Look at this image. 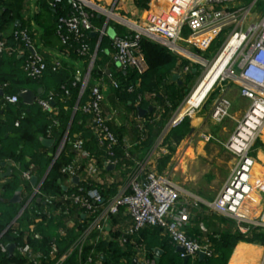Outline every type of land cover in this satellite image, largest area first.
Returning <instances> with one entry per match:
<instances>
[{"label":"built area","instance_id":"obj_1","mask_svg":"<svg viewBox=\"0 0 264 264\" xmlns=\"http://www.w3.org/2000/svg\"><path fill=\"white\" fill-rule=\"evenodd\" d=\"M239 1L183 0L179 5H172L171 11L163 15L164 19L155 17L141 23H132L128 18L116 15L117 22L128 28L125 33H116L112 36L110 60L95 69L97 46L99 47L101 36L106 34L108 22L110 20L114 22V3L108 9L105 5L93 0H67L70 6L69 11L57 16L55 31L65 53L70 52L73 43H79L75 50L80 57H83L81 60L86 65L83 74L77 73L78 77L75 76L76 79L70 82L71 86L79 88L73 110L74 112L80 110L81 113L87 115V118L89 117L86 124L95 136L96 144L101 152L99 154L89 152L84 147L85 140L81 134L77 133L69 138L70 126L63 133L53 154V161L60 155L66 144L74 152L73 158L59 169L63 177L62 185L66 191L62 194H51L41 192L39 186L34 188L33 195L39 197L42 206H29L28 215L30 218L26 233H31L37 223L54 220L62 221L57 230L60 235H64L66 229L81 223L79 215L88 222L87 228L61 254H59L58 245L54 242L50 244L46 254L40 249L34 248L25 238L21 243H14L16 248L14 254L21 256L25 260V264H63L74 251L79 257L78 264H103L100 252L95 251L94 247L87 253L85 259L81 260L84 245L92 243L95 246L99 240L105 239L107 235L105 226L110 221H114V216L120 214L121 211L126 213L130 219V223L118 238V242L122 246L126 242V236L133 235L143 229L157 227L173 243L182 248L180 251L182 258L188 256V259L194 262L200 252L207 257L215 255L210 242L201 244L197 239L186 234L185 226L189 220V212L185 208H177L182 189L169 178L168 172L158 174L153 168L145 169L144 163L146 162L136 163L137 166L132 172H129L126 183L121 185L114 178V170H110V172L107 170L109 165L114 166V163L117 162V158L114 156L117 137L110 126V117L102 106L105 98L103 89L106 85L113 89L120 87V81L114 75L111 64L115 63L119 69L133 67L138 73H142L146 69L140 48L142 37H146L170 52L191 61L192 57L199 58L192 49L206 50L223 28L232 25L231 32L209 65L215 63L233 38L237 39L238 43L225 66L226 72L215 79L205 96L219 80L228 77L232 83L238 86L239 95L248 103L243 112L235 118L234 128L223 143L225 149L234 157L233 167L215 197L206 204L210 210L232 219L235 231L248 233L244 222L251 223L255 228H264V205L259 217L247 219L242 216L244 203L261 182V177L255 176L253 173V165L256 161L250 153L252 146L264 132V14L256 22L248 23L246 18L255 0L248 5L236 6ZM48 2L49 6L54 8L63 0H48ZM95 16L104 17L100 28L93 23ZM184 28L188 30L187 33H184ZM97 31L99 32L98 40L91 52L90 44L86 41V34ZM13 36L15 41L22 42L29 49L22 62V70L26 77L37 80L47 70L57 72L61 69L62 62L59 59L48 62L32 47L31 38L26 28L14 30ZM12 51L13 47L8 40L5 37L0 38V54H11ZM236 61H238L236 67H233ZM190 69L191 63L189 62L181 67V73L187 74ZM203 75L198 82L203 78ZM137 85L138 82L136 85L129 84L127 92H132ZM2 87H5V84L0 86L1 90ZM228 88L229 86L212 102L210 118L215 123H221L230 117L231 102L226 95ZM60 89L64 94H69L68 84L63 83ZM149 96L153 97V95ZM82 97L80 103L79 100ZM143 97V94L137 95V100L140 102ZM2 98L4 102L9 103L19 101L17 94H2ZM53 99L54 97L50 95L46 98H37L36 102L43 112L49 114L54 125L56 120L53 118L55 112ZM185 101L186 99L181 102L167 121L159 142L171 128L182 121L185 115L190 116L193 108L199 104L178 117ZM157 118H159L158 112ZM14 125L18 126L19 121H15ZM141 126L138 125L142 132L144 125ZM49 134L50 131L47 129V135ZM200 138L208 140L213 137L201 133ZM126 155H128L127 152ZM103 173L108 174L103 177ZM21 177L24 180H30V171H22ZM74 177H76V182L73 181ZM114 184L118 185L117 192L105 200L100 192V187H114ZM26 208L27 206L23 207L16 214L12 223L17 225V219L22 217ZM13 233L17 235L16 231ZM89 233H94L91 241L87 239ZM25 236L27 235L25 234ZM262 247L264 252V242ZM0 252H8L5 243H0ZM144 264H154V261L146 259Z\"/></svg>","mask_w":264,"mask_h":264},{"label":"crops","instance_id":"obj_2","mask_svg":"<svg viewBox=\"0 0 264 264\" xmlns=\"http://www.w3.org/2000/svg\"><path fill=\"white\" fill-rule=\"evenodd\" d=\"M96 2V0H93ZM100 4L109 5L112 3L113 0H99ZM140 3H136L135 0H114V11L119 12L114 13L116 15H123L124 17L128 18L132 23H141L142 21H149L151 18L154 19L155 17L165 18L163 15L169 13L171 10L172 5L180 4L183 0H145L149 1V5L147 8H144L142 5L144 0H139ZM244 5L250 4L254 0H244ZM112 3V4H113ZM255 3V2H254ZM117 4V5H116ZM254 6V4H253ZM252 6V8H253ZM252 8L250 12L252 11ZM49 6L48 0H22L21 8L19 11V18H16L12 24H10L5 31H3V36L6 37L13 33L14 30L20 29L16 27L26 28L31 38L32 47L40 53L48 62L53 61L54 59H59L62 62V67L59 71L53 73L50 70L45 71L43 76L39 80L29 81L26 79V75L22 70V62L24 55L29 52V49L24 46L22 42L15 41L11 44L13 47L12 53H4L8 59H6L5 64H3L2 69L5 72H13L16 74L15 78L21 79L22 84H18L13 87L15 91H11L9 88L10 84L5 85L7 92L4 94H17L22 89H30L34 94V102L31 105H28L26 111L30 110V106H33V109L40 108L36 102L37 98H46L52 95L54 98H59L61 101L64 100L61 93L58 91V85L61 84L63 79H69L70 76L74 74L77 76V73H82L85 69L86 63L83 62L78 57H72L70 54L65 53L64 47L61 44V41L56 33L53 32V25L55 24V16L53 15V9ZM263 15V13H262ZM262 15H259L258 12H253L250 15L249 21L256 22L258 18ZM163 16V17H162ZM114 16L113 20L108 22L106 28V34L112 38L113 35L116 34L115 24L118 23L125 29L128 28L124 26L120 22H117ZM151 19V20H152ZM109 30L112 33L109 35ZM14 55L16 58H19V61L14 62L11 58ZM108 55V53H107ZM177 56V60L175 65L171 68L170 72H168L167 76L168 80H175L181 79L178 81V85L182 83V80L185 79L186 74L181 73V60L182 57L175 54ZM192 64V63H191ZM111 68L114 70V73L119 70V67L114 63L110 65ZM193 72L196 71L194 67ZM178 75L176 78H173V75ZM182 74V75H181ZM115 75V74H114ZM78 77V76H77ZM76 79V77H75ZM9 82V81H8ZM10 83V82H9ZM231 86L226 91L227 96L229 95L232 98L233 106L237 104L245 103V99L242 98L239 94L234 91ZM11 91V93H9ZM104 91V101L102 103L103 109L105 113H107L108 117H110V126L112 129H117L119 132L123 133V141L126 144V152L128 155L127 163L123 164V166H117V163H114L112 168H107L110 170H114V178L118 180V183L124 185L127 181V177L129 172H132L135 167L137 166L136 163L146 162L144 163L145 169H155L158 174H162L165 172L169 173V168L173 163V160H179L181 157L182 151L185 149H190L191 152V168H195V166L199 167L198 165L200 162L205 161L207 164L211 162V158H215L216 163L220 160H223L225 171L221 173L219 179H212L217 185L224 184L226 179L229 176L230 170L234 164V157L232 154L227 151L223 145L225 142L228 134L232 131L235 125V118H237V114L233 116L232 122L229 124L230 128L226 131V138H224V142L220 143V146L214 145V143H210V141L202 140L200 137L201 127L204 125L206 121L213 125H219L221 123L227 122L229 119L226 118L221 123H215L210 118V110L211 106L206 107L205 103L197 108L194 112V115H190V129L187 135L184 137L185 141L188 137H196L201 141H198L195 145L187 146L185 149L182 148V142L174 144L173 151H170L167 144L163 143V140L156 143V139L158 135L151 142L149 145H142L141 142L145 140V136L143 135V131H140V127L138 125H142L141 127L145 128V124L148 121H155L158 122L160 120V115L162 113L163 107L159 104L158 100L151 98L149 95H153L149 92H144L142 102L145 104L143 109H148L151 107L152 113L145 117L138 115V105L139 101L135 100L133 104L136 107V110H132L131 108H127L124 104V98H120L114 94V89L111 86H107L103 89ZM164 95L163 93H161ZM149 96V97H148ZM20 98V97H19ZM22 101V99L20 98ZM23 102V101H22ZM129 102V101H128ZM18 103H9L4 102L2 95H0V148L2 147L3 150L8 154L12 153V151H16V153H22V160H25L29 163L27 169H23L20 165V161H17L13 158L6 159L5 164L0 167V193L2 185L8 181L13 174H17L18 179L23 181L21 177V172L24 170H29L31 173V178L35 177L34 181L27 180L30 182V187H26L23 182H20L19 186L14 190V192L18 189L20 191V200L17 203H14L17 211L16 214L25 206L27 212L31 207H39L35 206L30 202L35 195H33V190L35 187L40 186L42 181L46 178L50 166L52 164L53 154L55 152L54 147L52 146L55 141V135L50 132L49 135H38L37 138L32 143H24V142H17L15 137V125L14 122L7 120V115L9 113V107L16 108L18 107ZM24 103V102H23ZM25 104V103H24ZM65 109L68 108L67 103L63 106ZM177 108V107H176ZM176 108L171 112L176 110ZM232 109V106H231ZM41 110V109H40ZM58 108L55 107V112L53 115H57ZM81 113V111L79 110ZM157 112L159 114V118H157ZM24 115V114H23ZM74 115V110L72 109L70 120L66 124V129L71 125V120ZM237 116V117H236ZM171 117V116H170ZM89 118V117H88ZM86 118L84 120V124L82 128L86 129L84 133L89 134H80L83 136L84 140L86 141L90 136H94L91 129L87 126ZM169 120V119H168ZM167 123V122H166ZM86 125V126H85ZM166 125V124H165ZM164 128V127H163ZM79 132V131H77ZM160 134V133H159ZM260 143L262 144L263 149L259 151L257 154L258 164H260L264 168V132L261 135ZM259 138V139H260ZM42 139H47L46 143H43ZM213 139V138H212ZM156 143V144H155ZM89 152H91L88 148H86ZM185 150V151H186ZM184 151V153H185ZM221 151L223 154V159L218 158L215 152ZM169 155L168 159H165L166 156ZM255 159V161L257 160ZM183 161V160H182ZM209 167V165H208ZM7 168L9 169L7 171ZM108 173H103L102 176H106ZM170 178V176H169ZM173 180L172 178H170ZM26 181V180H24ZM74 181V180H73ZM76 182V181H75ZM176 183V182H175ZM177 184V183H176ZM115 186H118L114 184ZM178 185V184H177ZM181 187V186H180ZM220 187V188H221ZM183 188V187H182ZM181 188V189H182ZM219 188V190H220ZM218 190V191H219ZM13 192V193H14ZM13 195V194H12ZM206 195V196H205ZM193 194L190 191L183 190L181 191V195L179 201L177 203V208H185L189 212V220L185 226L186 234L191 237L195 238L201 244H205L210 242V236L216 235L218 236L221 233L227 232H235V224L232 219L222 216L207 207L206 202L211 201L214 197L211 194ZM12 197V196H11ZM36 198L39 197L36 195ZM195 203H197L195 205ZM264 205V190H262L260 198L257 197L256 193H252V196L247 199L244 203L242 208V216L247 219H253L259 217L261 213V209ZM42 206V205H40ZM0 212L4 213L5 209L4 206H0ZM16 216V215H15ZM14 216V218H15ZM27 223L23 222L20 225V229L23 231L24 235H32L40 239L41 232L35 227L31 233L27 232ZM130 223V219L126 213L123 211L120 214L114 216V221H110L108 223V227L106 228V238L103 240H108L111 238L112 232H123V229ZM43 225V224H42ZM46 223L43 225L45 226ZM65 225V224H64ZM244 225L247 227L248 232H251L256 229L251 225L249 222H244ZM66 226V225H65ZM57 227L54 229L56 230ZM44 230H49L50 226L47 225ZM44 230L42 232H44ZM264 230V229H263ZM59 230H57L58 232ZM59 233V232H58ZM14 235V233H12ZM139 239V248H136V253L133 256L131 264L133 263L134 259H137L138 263H144L146 259H151L155 263L165 264L166 262H174L173 264H183V258L180 256V251L177 250L179 246L171 241V239L163 232L158 231L155 227H150L145 230L136 233L133 236L132 243L135 240ZM91 241V239H88ZM264 242V241H263ZM263 242H247L243 240H239L236 242L234 247L232 248L225 264H262L264 261V252L262 243ZM14 243V242H8ZM6 243V245L8 244ZM211 243V242H210ZM212 244V243H211ZM121 246V245H120ZM123 247V246H122ZM15 248V247H14ZM35 248V247H34ZM16 251V248L13 249L12 253ZM67 250V249H66ZM65 250V251H66ZM157 250V251H156ZM64 251V252H65ZM9 253V252H8ZM11 253V254H12ZM16 254V253H15ZM205 256L202 257L197 255L196 259L202 260ZM195 259V261H196ZM194 261V262H195ZM188 262V261H187ZM190 259V264H194ZM126 261L120 262V264H125ZM129 263V264H130ZM187 264V263H186ZM205 264H216L215 262H210V260Z\"/></svg>","mask_w":264,"mask_h":264},{"label":"trees","instance_id":"obj_3","mask_svg":"<svg viewBox=\"0 0 264 264\" xmlns=\"http://www.w3.org/2000/svg\"><path fill=\"white\" fill-rule=\"evenodd\" d=\"M120 0H118L119 2ZM136 3H140L139 0H135ZM22 0H0V38H3V31L14 22L16 18H19V11L21 8ZM96 2H100L96 0ZM117 5V4H116ZM142 5L144 8H147L149 5V1H143ZM69 4L67 0H63V2L57 7L52 8L53 15L55 16V24L53 27V32H55L56 26V18L58 15L66 14L69 11ZM104 22L103 16H95L93 19V23L97 25L98 28L102 26ZM22 28V27H16ZM115 29L117 34H123L126 32V29L122 27L120 24H115ZM99 32L97 31L94 35L91 33L86 34V41L90 44L91 52L93 51L96 42L98 40ZM10 44L14 42L13 33L5 37ZM79 43L75 42L70 47V56L78 57L79 59H83L80 57L75 50ZM140 48L143 55V60L146 65V69L142 73H138L137 70L133 67H128L127 69H119L114 74L116 78L120 81V87L118 89H114V94L120 98H124V104L127 108H131L133 111L136 110V107L133 105L135 103L137 95H142L144 92H149L154 94L153 99L158 100L159 104L163 107L162 113L160 115V120L158 122L155 121H148L145 124V128L143 129V135L146 137L142 145H149L152 141L156 138L159 134L160 130L163 129L166 122L171 116V112L179 105L180 101L183 98V91L182 88L185 85L186 80L192 78L195 75L196 71L193 72L194 66L191 64V69L187 72L185 79L182 80V83L178 85V81L181 80H168L167 74L170 72L171 68L175 65L177 56L167 50L165 47L159 45L158 43L146 38L142 37L140 40ZM111 39L108 35H102L99 47L97 50V56L95 60V69L97 66L103 65L106 61L110 60L109 53L111 52ZM199 50L195 49V52ZM108 53V55H107ZM4 53L0 54V86L3 84L10 86L9 88L11 91H15L16 85L22 84L24 82L21 81L19 78H15L16 74L13 72H5L2 69L3 64H5L6 59H8ZM14 62L19 61V58H16L14 55L11 57ZM189 60L182 59L181 60V67L188 64ZM55 73V72H53ZM29 81H34V79H30L26 77ZM75 79L74 74L70 76L69 79H63L61 84L58 85V91L63 96L64 100L61 101L59 98H54V107L58 108L57 115L53 118L56 120L54 123V130H55V141L53 143L54 149L56 148L60 138L62 137L63 133L66 131V124L68 120H70V115L75 105L77 98H78V86H71L70 82ZM39 80V79H37ZM10 83H9V82ZM138 85L132 92H127V86L129 84ZM66 83L69 87V94L66 95L60 89V86ZM2 90L6 93L7 89L2 87ZM11 91L9 93H11ZM163 93L164 95H162ZM82 98H80V103L82 102ZM129 101V102H128ZM67 103L68 108L65 109L63 106ZM145 104L142 100L139 102L138 107H143ZM28 105L24 104L20 98L18 107L11 108L9 107L10 115H7V120H10L13 124L15 121H19V125L15 126V138L17 142H24V143H32L38 135H46L47 134V113L40 110V108L33 109V106H30V110L26 111ZM152 113L148 111L145 114V117ZM24 114V115H23ZM87 118V115L80 113L79 110L74 112L73 118L71 120V125L68 130L69 138H72L75 134H89L84 133L86 129L82 128L84 124V120ZM190 118L189 116L185 115L182 121L175 127L171 128L166 135L163 137V143H166L169 150L173 151L174 144H176L184 135L189 131ZM158 128V129H157ZM79 131V132H77ZM114 134L117 137V143L114 146V156L117 158V166H123L126 164L127 157H126V144L123 141V133L117 129H113ZM260 142V140H257ZM84 147L88 148L91 153L99 154L101 149L98 148L96 144L95 136H90L84 143ZM74 156V152L71 151L68 144H66L63 151L60 155L53 161L48 171L46 178L42 181L39 188L40 191L43 193H51V194H62L66 190L62 185V174L60 173L59 169L64 164L69 162ZM22 153L16 151H12V153H6L3 148H0V167L2 166V162L6 159L13 158L17 161H20V165L23 169H27L29 163L25 160L21 161ZM169 155L166 156L165 159H168ZM127 161V162H126ZM261 166L257 163L253 168L254 175L260 176ZM263 168V167H262ZM264 170V168H263ZM261 177V176H260ZM21 180L18 179L17 174H13L11 178L6 181L1 188L0 193V206H4L5 212H0V243H8L14 242L16 244L21 243L23 238L26 239L33 247L36 249H40L44 254L48 252L50 244L52 242L58 245L59 254L64 252L73 242L76 240L78 235L83 232L87 228L86 219L82 218L79 215V219L82 220L81 223H78L76 226L66 229L64 235H60L56 230L55 227L61 226L62 221L56 222L54 220H49L45 226L49 225V230H44L45 223H37L35 227L41 232L40 239L30 235L25 236L23 231L20 229V225L23 222H28L30 215L25 210L21 218L17 219V225L13 222L14 216L16 215L17 208L14 203L9 202L14 190L19 186ZM26 187H30L29 181H22ZM69 191V190H67ZM100 192L105 200L114 193L117 192V186L114 187H100ZM35 206L42 205L40 200H37L36 196L32 198L30 201ZM43 224V225H42ZM158 231L160 228L155 227ZM44 230V232H42ZM145 230V229H143ZM17 232V235H13V232ZM142 231V230H141ZM140 232V231H139ZM137 232V233H139ZM122 232H112L111 238L108 240H99L93 246L92 243H86L84 245L83 254L81 255V260H84L87 256V253L94 247L95 251L100 252L102 256V263L103 264H120L121 260L126 261L125 264H129L133 256L136 253V248H139V239L135 240L132 243L133 235L126 236V242L120 246L118 242L119 236ZM94 233H89L87 239H92ZM243 240L247 242H263L264 241V230L256 229L248 233H240L238 231L235 232H227L221 233L218 236L211 235L210 242L213 245L215 255L211 257L205 256L202 260L198 258L194 262V264H205L209 260L210 262H215L216 264H225L232 248L236 244L237 241ZM25 264V260L19 256L18 254H9L8 252H0V264ZM79 257L76 251L72 252L64 261L63 264H78ZM174 262H166L165 264H173ZM131 264V263H130ZM159 264V263H155ZM187 264H190V259H188Z\"/></svg>","mask_w":264,"mask_h":264},{"label":"rangeland","instance_id":"obj_4","mask_svg":"<svg viewBox=\"0 0 264 264\" xmlns=\"http://www.w3.org/2000/svg\"><path fill=\"white\" fill-rule=\"evenodd\" d=\"M113 2H114V0L112 1V3ZM112 3H110L109 5H105L106 8L110 9ZM244 3H245L244 0H240L236 6L244 5ZM113 9H114V7H113ZM113 12L117 13V14L119 13V12H116L114 10H113ZM253 12H258L259 15H262V13L264 14V0H255L252 11L249 12V15L246 18L247 22L249 21L250 15ZM114 16H116V14H114ZM121 16H123V15H121ZM244 26H246V24H244ZM232 28H233L232 25L223 28V30L212 41V43L210 44V46L206 50L195 52V50L192 49V51H194V53L196 55H198L199 58L192 57V60L191 61L189 60V62L192 63V66H194L197 71H196L195 75H193L192 78L188 79V81L186 80L185 85L182 88L184 95H183V98L180 101L179 105L181 104V102L184 99H187L186 97H188V93L191 91L193 86L198 82V80L204 74V72L207 70L205 73H208V72L211 73L212 66L209 67L208 65L211 62V60L213 59V57L217 54L219 49L221 48V46L224 43V41L226 40L227 36L231 32ZM187 32H188V30L186 28H184V33H187ZM110 33H112L111 30H109V35H110ZM232 52L228 55H221L220 59L219 58H218L219 60L217 59L218 62H217V60L215 61L213 68H215L214 72L216 74L212 79L211 78L209 80H206L205 78L202 79L199 82V84L196 85L195 88L192 90L191 95H190L191 99L193 98V96L196 95L195 102H197L199 104L193 108L190 115H194L195 110L197 108H199L201 105H203L204 103H205L206 107L212 106V102L215 99V97L218 94L224 93V89L228 86H231L233 89H235L234 91L237 93V95L239 94L238 86L236 84L232 83L230 81V79H228V77H224L222 80H219L218 83H216L212 87V89L207 93V95L205 96L206 92L208 91V89L210 88L212 83L221 74V72L225 69V66H226L228 60L232 56ZM182 59H184V58H182ZM237 62L238 61H236L234 63L233 67H236L235 65ZM205 81H207V82H205ZM227 97L231 102L232 98H230L229 95ZM202 98H203V100H202ZM187 101H189V100L187 99ZM232 103L233 102H231L232 109L230 108V117H228L229 120L227 122L221 123L219 125H213V124L209 123L208 121H206L204 123V125L201 127L200 132L213 137V139L210 138V139L205 140V141H210V143H214V145H216V146H220L221 145L220 143L224 142L223 140H224V138H226V131H228V129L230 128L229 124L232 123L229 121H231L233 116H235L236 114H237V116H239L243 112V110L246 108L248 102L245 101V103L244 102L242 104L239 103L236 106H233ZM178 106H177V108H178ZM46 119H47V125H48L47 129H49V131L55 135L54 125L52 123V119L49 118V114H47ZM163 130L164 129L160 130V132H159L160 134H158V138L156 139V143L159 142V139L162 135ZM187 133L184 135V137L187 135ZM184 137L181 138L177 142L180 144V142H182V140H183V142H182V148L183 149H185V147H187V146L195 145L198 141H201L200 139H198L200 137L196 138V137H190L189 136L186 141H185ZM259 140H261V138ZM261 149H263L262 144L260 142L256 141L254 143V145L252 146L250 154L255 159H257V154L259 153V151ZM184 151L180 152L182 155H181L179 160H177V159L173 160V163L171 164V166L169 168L170 178H172L174 182H176L179 186H181V188L183 187L182 188L183 190H186V191L188 190V191L192 192L193 194H203V195L211 194L212 196L216 195L219 188L221 187V184L217 185L215 182H213L212 179H214V180L219 179V177L221 176V173L225 171V168L222 166V165H224L225 161L223 162V160H220L219 162L216 163L215 158H211L212 160L209 164H207L205 161H202L198 165L199 167L195 166V168L192 169L191 168V159L192 158H191L190 149L186 150L185 153H184ZM215 153H216L215 155L218 158L223 159V154L221 151H218ZM256 163L258 164V159L256 160ZM208 165H209V167H208ZM258 165H260V164H258ZM259 172H260V176H261V182H260V184H258V186H256V189L254 190L255 191L254 193L257 194L258 198H260L261 192H262V190H264V170H263L262 166H261ZM255 176H257V175H255ZM106 227H108V224L106 225ZM261 229L263 230L264 228H261Z\"/></svg>","mask_w":264,"mask_h":264},{"label":"water","instance_id":"obj_5","mask_svg":"<svg viewBox=\"0 0 264 264\" xmlns=\"http://www.w3.org/2000/svg\"><path fill=\"white\" fill-rule=\"evenodd\" d=\"M91 34L94 35L95 32H92ZM97 48H98V46H97ZM97 48H96V50H97ZM177 76H178V75L175 74V75H173V78H176ZM2 94H3V91L0 89V95H2ZM18 96L22 99V101H23L25 104H28V105H31V104L34 102V98H35V94H34L30 89H27V88L22 89L21 91H19ZM137 110H138V115H139V116H143L144 113H145L147 110H151V107H148V109H143V108H140V107H139ZM42 141H43V143H46L47 139H44V140L42 139ZM5 163H6V162L4 161V162H2L1 164L4 165ZM112 167H113L112 164L108 166L109 169L112 168ZM8 170H9V169L7 168V171H8ZM34 179H35V177H32V178H31L32 181H34ZM73 180L76 181V177H74ZM19 200H20V191L17 189V190L13 193L12 197L9 199V202H11V203H17V202H19ZM37 200H39V199L37 198ZM6 247H7V250H8V252H9V254H11L12 251H13V249H14V247H15V244H14V243H8V244L6 245ZM177 250L182 251V248L179 246V247L177 248ZM156 251H157V250H156ZM199 256L202 257V256H203V253L200 252V253H199ZM187 261H188V256H184V257H183V264H186ZM133 263H134V264H144V263H138L137 259H134V260H133Z\"/></svg>","mask_w":264,"mask_h":264},{"label":"bare ground","instance_id":"obj_6","mask_svg":"<svg viewBox=\"0 0 264 264\" xmlns=\"http://www.w3.org/2000/svg\"><path fill=\"white\" fill-rule=\"evenodd\" d=\"M237 43H238V40L237 39H235V38H233L232 40H231V42L229 43V45L226 47V49L222 52V54L221 55H228V54H230L232 51L234 52V50H235V47H236V45H237ZM233 52H232V54H233ZM221 55H220V57H221ZM220 57H219V59H220ZM218 59V60H219ZM218 60H217V62H218ZM213 65H214V63H212L211 65H209V67H211L212 66V70H211V73H205L204 75H203V78L202 79H206V80H209L210 78L212 79L214 76H215V72H214V70H215V68H213ZM208 69V68H207ZM226 69V68H225ZM223 70L222 72H221V74L220 75H222V74H224L225 72H226V70ZM210 71V70H209ZM201 79V80H202ZM200 80V81H201ZM199 81V82H200ZM199 82H198V84H199ZM205 82H207V81H205ZM209 82V81H208ZM197 84V85H198ZM195 88V87H194ZM193 88V89H194ZM192 92V91H191ZM191 93L189 94V96H188V100L189 101H187V99H186V101L184 102V104H183V106H182V108L180 109V111H179V113H178V117H181L186 111H188V110H190V108L191 107H193V106H195V105H197L198 103L197 102H195V99H196V95L195 96H193V98L191 99ZM255 164H256V162L254 163V165H253V168H254V166H255ZM255 190V189H254ZM252 191L251 192V194H250V197L252 196V193L253 192H255V191Z\"/></svg>","mask_w":264,"mask_h":264}]
</instances>
